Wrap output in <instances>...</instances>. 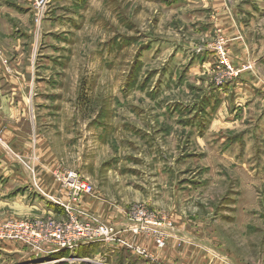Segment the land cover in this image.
Listing matches in <instances>:
<instances>
[{
  "label": "rangeland",
  "instance_id": "obj_1",
  "mask_svg": "<svg viewBox=\"0 0 264 264\" xmlns=\"http://www.w3.org/2000/svg\"><path fill=\"white\" fill-rule=\"evenodd\" d=\"M200 1L56 0L41 20L33 13L31 46L17 66L23 73L31 55L27 114L0 118L20 130L9 160H0V264H264L262 134L246 132L254 126L236 116L234 129L209 130L217 110L211 75L222 82L252 65L234 68L228 37L209 29ZM232 1L241 21L244 10L254 14V39L264 47V0ZM207 52L208 78L200 74ZM56 170H74L91 185L74 213L113 217L124 225L112 222L121 238L46 254L2 236L11 221L66 217L43 213L57 201L44 174L68 199ZM130 209H143L136 224L119 212ZM144 221L168 236L141 229Z\"/></svg>",
  "mask_w": 264,
  "mask_h": 264
},
{
  "label": "crops",
  "instance_id": "obj_2",
  "mask_svg": "<svg viewBox=\"0 0 264 264\" xmlns=\"http://www.w3.org/2000/svg\"><path fill=\"white\" fill-rule=\"evenodd\" d=\"M200 2L204 5H208V7H214L211 8L213 9L212 12H209L211 10L207 7L208 15L205 17L209 23V29L217 28L228 37L227 48L231 55L230 63L234 68H240L241 65L245 64L252 65L249 69H242L238 77H231L229 80L225 78L222 82L217 81L218 77L217 72H215L216 70L213 72L214 76L211 75L213 80H210L211 90L209 92L216 98L217 107L215 108L217 110L215 114L213 113L214 119L209 124V130L221 132L225 129H234L235 126L232 125L237 122L236 118V121L234 120V116L243 119L248 118V124L254 126V128L248 129L246 132H250L249 134L258 132L262 134L261 138L262 141H264V55L259 58L255 55L256 51H262V49L264 51V47L261 45V42L259 43L260 40L254 39L260 38L256 36L259 28H256L255 25L250 22L254 14L240 8V10H244L243 13L245 14L244 16H246V20L241 21L240 18H242V16L238 14L239 12L234 13L229 9L231 7V2H233L232 0H201ZM258 11L260 12L259 8ZM33 13V9L28 0H0V102H2V104L4 103V106L0 107V118H21L27 114L25 111L26 104H24V102L28 101L30 93L29 91L25 93L27 88L25 86H30L32 82H34V77L29 70L32 65L31 55L30 58L27 57V60L25 59L26 62L25 60L23 61L25 64V66H23V73L17 71V66L18 62H20L19 54L25 53V51L29 52V50H25V46L28 47V49L31 46V41L34 36L32 28L34 22ZM259 16L264 18V12H260ZM208 53L209 52H207L205 58L203 57L205 61H201L203 63L200 66L202 68L200 69V74L204 77H207V74L212 73L214 70L210 71V69H212V67H210L212 60L209 58ZM202 76L201 79H204ZM15 100L17 101L16 106H14ZM16 132H20L17 126L12 125V123L6 120L3 121L0 119L1 161L4 159H6V161L9 160L10 157L8 158L6 154H10L8 148L11 149V147L13 148L14 146L16 140L14 134ZM262 149H264V146ZM53 163L52 161V165ZM48 175V173L44 174V178L41 176L45 182L44 187L47 186V188H49L51 186L49 190H45L47 195L53 196L54 199L60 198L65 200L62 197L61 191L55 187L53 179L49 178ZM45 207L43 213H56L52 206L49 205ZM58 207L61 208L60 206ZM119 212H121L120 214L128 223L125 213L122 212V210ZM103 219L111 223L115 222L116 225L122 224V222L117 223V221L113 220V217ZM116 228L119 231L118 237L120 236L121 238V226H116ZM124 232L127 234L128 231ZM179 235L182 236L181 238L186 242L190 240L183 238L184 234L180 233ZM139 238L144 241L149 240L142 237ZM171 240L174 241L178 239L174 237L171 238ZM147 241L145 244L151 245L147 243ZM145 244L143 245L145 246ZM171 253L172 252H169V254ZM162 255H165L164 251L160 253V256Z\"/></svg>",
  "mask_w": 264,
  "mask_h": 264
},
{
  "label": "built area",
  "instance_id": "obj_3",
  "mask_svg": "<svg viewBox=\"0 0 264 264\" xmlns=\"http://www.w3.org/2000/svg\"><path fill=\"white\" fill-rule=\"evenodd\" d=\"M54 1L56 0H28L34 12V20H41L50 4ZM223 45V38H218L215 49L220 55H223ZM53 177L61 186L68 189V199H55L57 200L55 203L64 210L66 217L57 219L39 217L11 221L6 223L7 232L2 236L25 241L32 245L35 250L46 254L73 252L81 246H88L94 243L104 244L118 237L119 231L114 224L86 213H83L86 218L82 219L78 214L74 213V211L79 214L82 213L78 208L81 197L92 194L89 182L82 180L74 170H56L53 173ZM142 210L139 209L138 211ZM138 211L130 209L128 214L125 212L129 223L136 224L140 221L138 217L133 216ZM162 227L159 223L153 224L150 221L141 223V229L154 231L159 239L168 236L169 229ZM158 243L161 246L163 242L158 240ZM60 260H64V258L61 257L55 261Z\"/></svg>",
  "mask_w": 264,
  "mask_h": 264
},
{
  "label": "trees",
  "instance_id": "obj_4",
  "mask_svg": "<svg viewBox=\"0 0 264 264\" xmlns=\"http://www.w3.org/2000/svg\"><path fill=\"white\" fill-rule=\"evenodd\" d=\"M52 207L55 211H62L61 208H59L57 204H53Z\"/></svg>",
  "mask_w": 264,
  "mask_h": 264
}]
</instances>
